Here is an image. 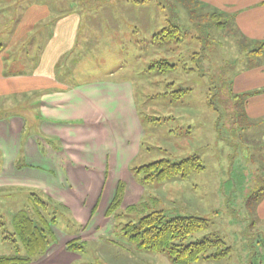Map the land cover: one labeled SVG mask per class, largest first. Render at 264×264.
Here are the masks:
<instances>
[{"label":"rangeland","instance_id":"obj_1","mask_svg":"<svg viewBox=\"0 0 264 264\" xmlns=\"http://www.w3.org/2000/svg\"><path fill=\"white\" fill-rule=\"evenodd\" d=\"M34 3L49 4L45 14L53 17L74 11L80 18L75 45L56 71L65 83L104 79L130 86L143 129L133 172L153 161L178 162L191 155H197L204 168L184 179L145 181L141 200L119 205L101 230L85 236L82 252L66 250L63 242L55 245L59 240L54 235L48 250L30 264H172L161 253L138 250L122 231L131 217L136 221L153 209L208 221L209 227L185 244L216 234L231 247L225 258L192 264H264V197L255 209L246 202L264 185V115L252 109L247 113V102L254 97L250 95L246 121L227 88L235 75L257 68L248 66L261 63V58L248 53L250 47H242L236 33L221 28L205 10L190 16L188 8L166 0H0L2 39L6 21H16ZM175 23L183 34L163 42L157 34ZM161 59L174 68L151 67ZM0 103L3 113L7 107L11 112L6 101ZM32 127L28 121L26 131ZM29 198L21 189L0 190V256L15 253L13 243L2 237L12 231L13 215L29 207ZM57 212L52 231L65 236L79 231L69 211L62 207Z\"/></svg>","mask_w":264,"mask_h":264},{"label":"crops","instance_id":"obj_2","mask_svg":"<svg viewBox=\"0 0 264 264\" xmlns=\"http://www.w3.org/2000/svg\"><path fill=\"white\" fill-rule=\"evenodd\" d=\"M199 1L229 15L246 38L264 40V0ZM49 7L29 5L16 21H6L0 37V102L12 108L3 113L0 103V190L39 193L69 211L79 231L69 236L52 231L55 245L63 242L65 248L71 239L104 227L119 185L123 207L141 200L144 183L131 167L143 129L127 84L104 79L69 84L56 73L75 45L80 18L74 11L47 15ZM245 71L233 77L234 93L264 88V53L257 68ZM247 103L248 114L252 109L264 115V93ZM28 121L33 127L26 131Z\"/></svg>","mask_w":264,"mask_h":264},{"label":"trees","instance_id":"obj_3","mask_svg":"<svg viewBox=\"0 0 264 264\" xmlns=\"http://www.w3.org/2000/svg\"><path fill=\"white\" fill-rule=\"evenodd\" d=\"M135 2H144L146 0H133ZM171 6H182L188 8L190 16L196 15V12L205 10L207 15L216 20L221 28L229 27L234 31L241 41V46L250 47L248 53L252 56L261 58L264 53V40H253L241 35L235 28L232 18L224 12L208 8L206 4L199 0H166ZM163 4V3H162ZM201 14L200 15H205ZM179 24H170L164 27L157 35L165 42L177 39L182 35ZM156 35V36H157ZM178 41H181L180 38ZM259 63H252L249 68L255 67ZM157 66L162 71L168 68H174L165 59L154 62L151 67ZM247 69V68H246ZM228 91L235 99V104L240 115L246 120L248 116L245 112V102L250 95L264 93V88L255 89L249 92L233 93L232 79L227 84ZM186 90H180L184 92ZM204 168L200 158L197 155H191L178 162H171L166 159L153 161L146 165H141L134 170L140 182H161L167 179L187 178L190 174L199 172ZM123 188L118 186L115 197L106 211L109 217L121 205ZM252 195V196H251ZM250 198L246 200L255 209L258 202L264 197V185L254 191ZM30 205L27 209L17 211L11 219L12 231L3 235L2 239L10 240L14 247L15 253L11 255H1L0 264H30L40 257L53 242L52 227L57 221V210L62 208L61 205L52 201L50 198L39 193L29 192ZM145 205V203H143ZM137 207L136 205H134ZM145 208H149L146 207ZM141 211H143L141 209ZM133 217L122 227L125 236L140 251H152L161 253L170 260L172 264H192L199 259H222L229 256L231 247L218 235L204 237L194 242L183 243L192 234L205 230L209 227L208 221L201 217L185 216L180 214L170 215L162 209H153L133 220ZM137 218V217H136ZM20 244V246L18 245ZM85 241L80 238H73L66 242L65 248L68 251L82 252ZM209 248L214 250L207 254ZM91 264V263H89Z\"/></svg>","mask_w":264,"mask_h":264}]
</instances>
